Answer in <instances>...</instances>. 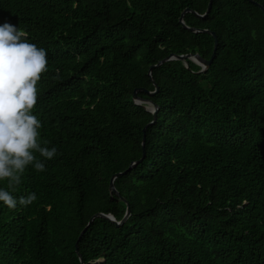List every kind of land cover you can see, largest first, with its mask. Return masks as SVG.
I'll return each mask as SVG.
<instances>
[{"label": "trees", "instance_id": "1", "mask_svg": "<svg viewBox=\"0 0 264 264\" xmlns=\"http://www.w3.org/2000/svg\"><path fill=\"white\" fill-rule=\"evenodd\" d=\"M209 2L0 0V24L47 51L33 114L58 150L36 153L46 170L28 166L12 193L32 204L0 202V264H82L77 242L84 264H264V0H213L203 17ZM186 9L187 26L217 34L213 62L150 77L170 54L211 58ZM135 90L159 106L145 131L154 115ZM124 199L123 225H88L122 220Z\"/></svg>", "mask_w": 264, "mask_h": 264}, {"label": "clouds", "instance_id": "2", "mask_svg": "<svg viewBox=\"0 0 264 264\" xmlns=\"http://www.w3.org/2000/svg\"><path fill=\"white\" fill-rule=\"evenodd\" d=\"M47 71V51L29 43L25 30L9 22L0 24V181L8 182L6 189L0 188V202L9 209L17 204L27 207L37 199L34 192L19 200L12 195L28 166L46 170L36 153L47 160L57 155L56 147L41 146L42 123L33 114L38 85Z\"/></svg>", "mask_w": 264, "mask_h": 264}, {"label": "water", "instance_id": "3", "mask_svg": "<svg viewBox=\"0 0 264 264\" xmlns=\"http://www.w3.org/2000/svg\"><path fill=\"white\" fill-rule=\"evenodd\" d=\"M212 5H213V0H210L209 2V5H208V8H207V11L204 15H202L203 17L207 16L211 9H212ZM190 11L189 9H186L181 17H180V22L184 25V27L186 28H189L191 31L193 32H211L207 29H197V28H194V27H189L185 24L184 22V14L185 12H188ZM214 39H215V45H214V50H213V53H212V56L210 59H205L203 58L202 56H200L199 54H195L194 56H192L191 54H185V55H175V54H170L169 56L165 57L164 59H162L161 61H159L158 63L156 64H153L150 66L149 68V76L152 77V71L155 67H159L161 66L163 63L167 62V61H170V60H174V59H178V60H182V61H186L187 59H192L193 61L197 62L198 64H200L202 66V69L200 72L202 71H205L207 68L210 67L211 63L213 62L215 56H216V52H217V49H218V45H219V41H218V37H217V34L215 32H211ZM153 79V78H152ZM153 83L156 87L155 91L153 92H150V94H155L158 90H159V86L158 84L155 82V80L153 79ZM141 90H145L147 91L146 89H141ZM134 100L142 105L144 108H146L147 110L151 111L154 115V119L153 121H151L148 125H146V127L144 128V131L146 130V128L152 124L155 123L156 119H157V113H158V110H159V106L157 104H154L153 102L151 101H148V100H144V99H141L140 97L137 96V90H135V93H134ZM145 144H146V136L144 135L143 137V147H144V150H143V155L140 159H138L137 161H134L130 164L129 168L125 171H121V172H117L115 173L112 178H111V181H110V192H115V193H118L116 187H115V184H114V181L117 177H119L120 175L122 174H125L127 173V171H129L130 169H132L133 167L137 166L139 163H141L145 156H146V150H145ZM125 200V199H124ZM126 201V204H127V210H126V213H125V216L123 217L122 220L118 221L113 215H107V214H104V213H97L95 214L94 216L91 217L90 221H89V224L90 225L94 219L96 217H104V218H109L112 222L116 223L118 226L120 225H123L127 219L130 217L131 215V206H130V203ZM88 226L86 228L83 229V231L81 232L80 236H79V239L82 237V235L85 233V231L87 230ZM76 252L78 253L79 257H80V260H81V263L84 264L83 262V258H82V255L80 253V250H79V247H78V242L76 243Z\"/></svg>", "mask_w": 264, "mask_h": 264}]
</instances>
